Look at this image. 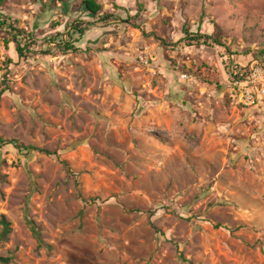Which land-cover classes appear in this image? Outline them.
I'll use <instances>...</instances> for the list:
<instances>
[{
	"label": "rangeland",
	"instance_id": "obj_1",
	"mask_svg": "<svg viewBox=\"0 0 264 264\" xmlns=\"http://www.w3.org/2000/svg\"><path fill=\"white\" fill-rule=\"evenodd\" d=\"M83 1L0 0L35 39L20 58L0 31V136L53 154L0 144V256L264 264V100L227 93L264 67V0ZM76 24V52L51 43Z\"/></svg>",
	"mask_w": 264,
	"mask_h": 264
},
{
	"label": "trees",
	"instance_id": "obj_2",
	"mask_svg": "<svg viewBox=\"0 0 264 264\" xmlns=\"http://www.w3.org/2000/svg\"><path fill=\"white\" fill-rule=\"evenodd\" d=\"M61 1V0H60ZM82 7L84 11L88 12L91 16H99L102 11V6L96 1V0H85L82 2ZM100 20L103 22H110L111 20H115L114 15L111 14H104L103 16H100ZM0 31L6 32L12 37L11 43L15 46L16 52L20 58H26L28 54L32 53V47L35 45V39L33 35L26 34V32L20 30L17 27V22L13 21L11 18H8L4 16L0 12ZM89 31V26L84 27L82 24H76L71 25L70 30L67 33L68 40H59L60 35L54 38L51 43H57V47H64L66 52H76L78 49L76 48V43L79 41L77 40L76 36H79L80 38L85 35V33ZM191 41L196 42L198 44L201 43H208L204 40L205 36H194L190 35ZM206 39H212L209 37H206ZM58 40V42L56 41ZM234 70V69H233ZM6 89L2 90L0 92V99L2 95L5 93ZM0 144H11L13 145L17 150L19 151H38L40 153L46 154L48 156L53 155L51 152L47 150H41L35 147L30 146H20L17 141H10L6 142L2 139L0 136ZM64 165L68 168V173L70 175L72 174V171L69 169V165L67 162H64ZM0 226H1V232H0V247L3 245V243L7 242L10 235L12 234V225L11 222L7 219L6 216H2L0 220ZM31 231L34 234L36 240L38 241L40 247H46L50 248V246L46 245L43 241L41 234L37 228V226L34 223L30 222ZM188 264H193L192 262L187 261ZM0 264H13V257L7 256L3 257L0 256Z\"/></svg>",
	"mask_w": 264,
	"mask_h": 264
},
{
	"label": "built area",
	"instance_id": "obj_3",
	"mask_svg": "<svg viewBox=\"0 0 264 264\" xmlns=\"http://www.w3.org/2000/svg\"><path fill=\"white\" fill-rule=\"evenodd\" d=\"M232 73L227 93L233 100L245 106L264 100V67L253 66L249 71L237 70Z\"/></svg>",
	"mask_w": 264,
	"mask_h": 264
}]
</instances>
